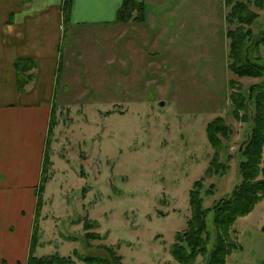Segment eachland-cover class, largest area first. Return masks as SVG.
<instances>
[{
	"label": "rangeland",
	"instance_id": "obj_1",
	"mask_svg": "<svg viewBox=\"0 0 264 264\" xmlns=\"http://www.w3.org/2000/svg\"><path fill=\"white\" fill-rule=\"evenodd\" d=\"M233 2L164 0L148 22L136 18L138 2L127 21L71 27L67 20L58 101L45 133L51 163L35 255L87 264L85 256L103 260L115 251L121 264H180L171 243L188 228L189 194L203 178L207 252L193 264L208 263L219 237L217 208L241 182L242 149L255 124L253 110L234 118L230 94L241 93L252 108L264 90V74L237 75L229 57L234 32L238 64L264 73V0ZM236 2L256 15L249 23H229ZM216 116L232 133L222 137L219 161L226 167L208 174L216 149L206 126ZM231 236L240 247L226 264H264V198L233 222Z\"/></svg>",
	"mask_w": 264,
	"mask_h": 264
},
{
	"label": "crops",
	"instance_id": "obj_2",
	"mask_svg": "<svg viewBox=\"0 0 264 264\" xmlns=\"http://www.w3.org/2000/svg\"><path fill=\"white\" fill-rule=\"evenodd\" d=\"M64 1L0 0V264H28L43 179L45 133L58 101L66 55L65 39L60 48L67 37ZM134 1L147 7L144 22L160 11L159 5L164 8V0ZM123 2L72 0L68 21L71 27L115 24ZM19 58L35 61L28 72L33 79L23 89L15 66ZM43 208L44 204L40 219Z\"/></svg>",
	"mask_w": 264,
	"mask_h": 264
},
{
	"label": "trees",
	"instance_id": "obj_3",
	"mask_svg": "<svg viewBox=\"0 0 264 264\" xmlns=\"http://www.w3.org/2000/svg\"><path fill=\"white\" fill-rule=\"evenodd\" d=\"M64 2L65 19L69 20L72 0H65ZM226 2L228 4L234 3L233 0H226ZM133 3H136V1L124 0L118 11V21H127L131 19V13L137 7L131 6ZM140 4L141 5L137 8L142 10L141 15L136 18L138 20H144L145 7L143 6L144 4ZM238 5L240 6L239 10L244 11L241 9V7L244 6L246 11L242 14L241 11H239L237 15L234 12L236 6ZM229 13V23L233 22H230V19H238L241 24H247L250 22L249 20H252L253 17L256 16L255 14H252L247 6L243 5L242 2H236L233 9ZM241 35L242 38L243 36L245 38L248 37L247 33H242ZM229 37L232 39L230 43L231 47L229 49V57L232 59V72L237 75L263 76L264 73L260 71V68H257L254 65H252V67L250 66V69L246 70L245 67H241V65L238 64V53L235 50L238 38L234 32L229 33ZM262 41L264 42V38H262ZM25 61L28 62L29 65L27 68L23 69L22 63ZM16 65L20 72L18 75L19 89H23L25 84L33 79V73L27 75L26 72L34 67L35 61L31 58H19L16 61ZM255 97V107L251 108L246 103L247 98H245L241 93L233 91L230 94L234 118L241 121V119H243V116L240 114L241 110H253L256 114L255 119L253 120L255 124L253 125L252 137L247 144L248 146L242 149L243 156L247 158L239 164L241 182L238 184V187L234 189L233 195L227 198L221 207L217 208L215 222L217 223V230H219V237L213 244V250L207 264H226L227 256L233 253L236 248L240 247L238 243H235L231 236V227L233 222L239 216H245V214L250 213L256 207V203L260 199L264 198V157L262 156L264 149V90ZM206 132L211 145L216 149V152L213 154V158L206 171L208 174H212L213 172L218 173L220 172V168L224 169L226 167L225 164L219 161L223 145L222 137H225L226 139L230 137V133H232V126L230 122H227L224 116H216L207 122ZM49 163H51L50 149L49 146L46 145L43 179L38 191V213L34 224L33 240L36 239L38 233L39 212L43 205L42 194L48 180L47 168L49 167ZM217 165L218 167L216 168ZM260 175H262L261 178L258 177ZM202 182L203 178L196 180L194 188L189 194L192 213L191 218H189L188 221V228L184 233H182V231H177L175 235V242L171 243V254L180 262V264H193L199 253L201 254L207 252V243L203 240V235L206 233L209 225L206 220V213L201 207L202 204L199 198L200 189L203 186ZM90 236H95V234H90ZM35 242L36 240L33 241L31 245L28 264H76V261L70 255L62 256L59 254H52L49 256H36L34 253L35 247L33 246V243ZM121 257V255L113 251L109 257H105L106 259L103 260L100 259L99 256L91 254L83 257L82 260H84L87 264H121Z\"/></svg>",
	"mask_w": 264,
	"mask_h": 264
},
{
	"label": "water",
	"instance_id": "obj_4",
	"mask_svg": "<svg viewBox=\"0 0 264 264\" xmlns=\"http://www.w3.org/2000/svg\"><path fill=\"white\" fill-rule=\"evenodd\" d=\"M162 104H164V102Z\"/></svg>",
	"mask_w": 264,
	"mask_h": 264
}]
</instances>
